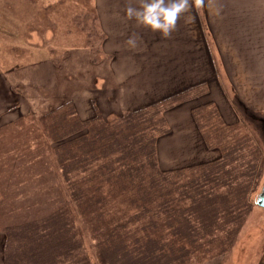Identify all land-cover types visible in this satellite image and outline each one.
Segmentation results:
<instances>
[{"label":"rangeland","instance_id":"obj_1","mask_svg":"<svg viewBox=\"0 0 264 264\" xmlns=\"http://www.w3.org/2000/svg\"><path fill=\"white\" fill-rule=\"evenodd\" d=\"M97 13L95 0H0V162L10 157V161L21 164L10 170L8 164L0 163L3 169L0 171V214L13 204H31L30 199L26 200L30 194L37 195V199H32L39 205L44 202L43 194L50 190L49 195H54L53 187L47 183L50 172L43 171V164L49 160L55 174L58 156L45 149L47 144L52 147L51 134L47 138L41 136L40 128L50 125L51 116L61 115L60 111L48 116L45 113L55 99H60L65 86H78L76 96L82 99L98 94L100 103L107 105L115 104V97L121 93L127 100L133 98L140 103L153 98L154 93H168L169 88L178 85V82L120 79L127 74L118 75V66L135 69L134 65L113 62L110 65L112 54L105 53L101 47L103 31ZM120 46L115 44L116 48ZM120 52L129 53L125 48L117 54ZM123 56L127 57L126 62L134 60L126 54ZM138 59L149 62L150 56ZM156 59L159 60L158 56ZM142 67L145 65L137 66L136 71ZM186 96L193 98L167 109L171 129L158 138L161 154L176 152L177 160L159 161L160 166L188 169L220 160L208 168L186 170L178 180L182 182L208 170L209 174L219 172L223 182H220L221 189H211L212 197L199 198L194 188L189 194L190 222L194 226L210 225L186 235L183 243L191 254L184 263L264 264V207L256 203L264 186V81H223L215 88L205 82L190 89ZM108 98L114 100L108 101ZM191 107L199 113L200 121L190 118ZM19 114L23 118L18 121ZM10 122L14 124L4 126ZM16 122L19 123L16 125ZM197 122L201 123L202 135ZM41 147L45 152H41ZM23 153V163H17L23 159ZM195 155L198 156L193 158ZM201 180L204 186L206 183ZM243 180H247L242 195L246 207L240 220L238 187ZM22 189L23 197L1 200L4 195L8 197ZM221 191L228 194L224 203L218 201ZM197 206L207 208L209 213L215 208V216L203 215ZM175 221L177 224L178 220ZM231 229H234L232 237ZM83 240L87 242V238ZM227 240L230 244L223 251ZM195 244L202 251L194 253ZM87 251L94 252L88 246ZM74 252L80 257L84 250ZM89 258L90 264H96L92 254ZM62 264L83 263L77 255H69Z\"/></svg>","mask_w":264,"mask_h":264},{"label":"trees","instance_id":"obj_2","mask_svg":"<svg viewBox=\"0 0 264 264\" xmlns=\"http://www.w3.org/2000/svg\"><path fill=\"white\" fill-rule=\"evenodd\" d=\"M204 83H195L146 105L133 98L127 100L122 93L115 97V104L102 105L98 94L82 99L76 96L78 86H65L60 99H55L45 113L48 116L60 111L61 115L51 116L50 125L40 128L41 136L47 138L51 134L52 147L47 144L45 149L58 156L55 174L49 160L43 164V171L50 172L47 183L53 187L54 195H49V190L39 205L33 202L37 195L30 194L26 200L30 199L31 204H13L1 211L0 264H62L69 255H77L83 264H90V254L96 264H186L191 252L183 243L184 238L210 225L194 226L190 222L189 194L194 188L199 198L212 197L211 189H221L223 178L219 172L209 174L208 170L182 182L178 178L186 170L208 168L220 160L188 169L163 168L157 142L171 129L167 109L192 99L186 93ZM189 115L195 122L200 121L195 107L189 108ZM22 118L20 114L17 117L18 121ZM45 149L41 147V152ZM10 160L8 157L0 163L8 164L10 170L21 165ZM23 161L24 153L17 163ZM246 182L241 181L238 187L240 220L246 207L242 202ZM189 186L191 189H187ZM23 192L24 189L4 195L1 200L23 197ZM219 193L218 201L224 203L228 194ZM196 208L203 215L208 213L207 217L215 216V208L210 213L207 208ZM11 214L14 215L9 217ZM230 235H234V229ZM83 238H87L88 249L94 252L89 254ZM229 244L227 240L223 251ZM77 250H84L80 257L74 252ZM199 251L202 249L195 244L194 253Z\"/></svg>","mask_w":264,"mask_h":264},{"label":"crops","instance_id":"obj_3","mask_svg":"<svg viewBox=\"0 0 264 264\" xmlns=\"http://www.w3.org/2000/svg\"><path fill=\"white\" fill-rule=\"evenodd\" d=\"M140 3L141 0H95L98 21L105 34L101 47L112 54L110 65L133 64L135 68L118 66V75L127 74L120 79L178 82L168 93H154L153 98L139 104L146 105L198 82L215 88L223 81H264V0H211L209 6L194 13L192 22L186 23L187 14L181 17L177 31L169 39L126 20L125 8L129 4L138 7ZM130 37L138 42L135 50L126 43ZM117 43L120 48L115 47ZM122 48L129 53L117 54ZM132 51L135 54H130ZM123 54L134 58L133 62H126ZM140 56H150V61L139 60ZM141 65L145 68L136 71ZM157 155L159 161L177 160L176 152L161 154L159 141Z\"/></svg>","mask_w":264,"mask_h":264},{"label":"clouds","instance_id":"obj_4","mask_svg":"<svg viewBox=\"0 0 264 264\" xmlns=\"http://www.w3.org/2000/svg\"><path fill=\"white\" fill-rule=\"evenodd\" d=\"M211 4V0H141L138 7L129 4L125 8V18L135 21L138 27L159 34L164 39H169L177 31V24L181 17L187 14L186 23L195 19L194 13L200 12ZM219 14V9H216ZM127 45L135 49L138 42L130 37Z\"/></svg>","mask_w":264,"mask_h":264},{"label":"water","instance_id":"obj_5","mask_svg":"<svg viewBox=\"0 0 264 264\" xmlns=\"http://www.w3.org/2000/svg\"><path fill=\"white\" fill-rule=\"evenodd\" d=\"M256 203L259 206L264 207V186H263V190L256 197Z\"/></svg>","mask_w":264,"mask_h":264}]
</instances>
